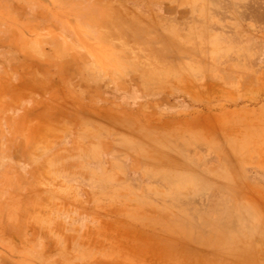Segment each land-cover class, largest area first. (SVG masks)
<instances>
[{
    "label": "rangeland",
    "instance_id": "1",
    "mask_svg": "<svg viewBox=\"0 0 264 264\" xmlns=\"http://www.w3.org/2000/svg\"><path fill=\"white\" fill-rule=\"evenodd\" d=\"M0 264H264V0H0Z\"/></svg>",
    "mask_w": 264,
    "mask_h": 264
},
{
    "label": "crops",
    "instance_id": "2",
    "mask_svg": "<svg viewBox=\"0 0 264 264\" xmlns=\"http://www.w3.org/2000/svg\"><path fill=\"white\" fill-rule=\"evenodd\" d=\"M226 195L225 194H220V195H210V200L211 201H214V200H218V201H230V200H233V201H237L236 198L234 199H229V197H225Z\"/></svg>",
    "mask_w": 264,
    "mask_h": 264
}]
</instances>
